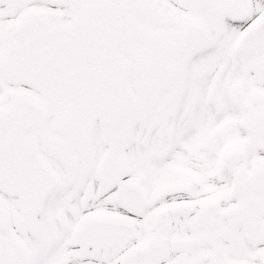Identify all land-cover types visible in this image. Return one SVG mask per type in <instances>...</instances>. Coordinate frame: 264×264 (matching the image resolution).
<instances>
[{
  "label": "snow or ice",
  "instance_id": "snow-or-ice-1",
  "mask_svg": "<svg viewBox=\"0 0 264 264\" xmlns=\"http://www.w3.org/2000/svg\"><path fill=\"white\" fill-rule=\"evenodd\" d=\"M0 264H264V0H0Z\"/></svg>",
  "mask_w": 264,
  "mask_h": 264
}]
</instances>
